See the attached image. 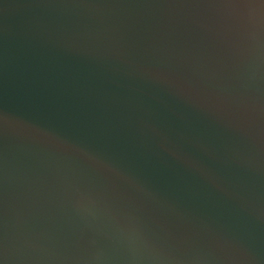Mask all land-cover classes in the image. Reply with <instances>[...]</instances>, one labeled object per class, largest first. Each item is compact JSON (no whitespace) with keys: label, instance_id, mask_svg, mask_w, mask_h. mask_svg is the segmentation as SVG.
Returning a JSON list of instances; mask_svg holds the SVG:
<instances>
[{"label":"water","instance_id":"water-1","mask_svg":"<svg viewBox=\"0 0 264 264\" xmlns=\"http://www.w3.org/2000/svg\"><path fill=\"white\" fill-rule=\"evenodd\" d=\"M0 264H264V0H0Z\"/></svg>","mask_w":264,"mask_h":264}]
</instances>
